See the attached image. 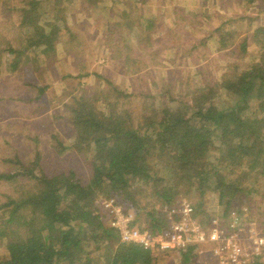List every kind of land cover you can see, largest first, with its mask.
<instances>
[{"label": "trees", "instance_id": "16d2710c", "mask_svg": "<svg viewBox=\"0 0 264 264\" xmlns=\"http://www.w3.org/2000/svg\"><path fill=\"white\" fill-rule=\"evenodd\" d=\"M81 1L86 11L91 9L93 0ZM26 2L37 9L39 17L22 9L20 43L6 41L10 44L0 49V61L8 55L9 73L33 75L41 71L43 62L44 68H51L61 58L60 36L54 22L40 20L43 11H49L40 9L43 1ZM60 7L50 9V14L62 17L66 7ZM122 22L115 20L116 28ZM221 29L220 39L227 40L232 31ZM152 30V21L147 19L139 38L151 39ZM114 35V40L121 36ZM252 37L260 47V57L243 70L230 63L215 83L196 85L187 94L188 104L166 90L160 108L143 104L138 117L126 106L130 94L110 95L117 87L108 79L110 90L75 95L66 104L75 128L72 146L79 152L93 150L90 174L83 179L74 168L47 172L39 158L34 161L37 170L21 164L14 171L0 172V180L10 183L15 192L6 194L7 200L0 204L7 235L2 239L0 264H203L196 261L201 253L196 246L161 249L127 243L121 247L133 256L127 259L115 249L119 234L111 227L110 212L102 201L115 197L126 212L134 214V224H145L149 235L167 233L168 211L179 209L183 197L191 199L193 193L200 197L213 193L221 207L210 210L204 198L192 203L195 217L205 227L212 218L228 219L233 210L240 212L244 207L253 218L252 209L259 204L251 200L264 201V25L255 24ZM247 45L244 37V53ZM45 88L40 86L39 94ZM216 89L225 93L221 104L214 98ZM17 104L15 113L23 102ZM52 137L58 152L65 151L56 133ZM210 152L217 154L212 161L207 158ZM6 161L17 163L18 157ZM260 216L254 218L264 225V213ZM7 229L11 231L6 233ZM251 264H264V255Z\"/></svg>", "mask_w": 264, "mask_h": 264}, {"label": "rangeland", "instance_id": "374dc122", "mask_svg": "<svg viewBox=\"0 0 264 264\" xmlns=\"http://www.w3.org/2000/svg\"><path fill=\"white\" fill-rule=\"evenodd\" d=\"M42 1L40 9L46 7L49 11H43L40 20L43 24L52 21L57 26L61 58L51 68H44L43 62L41 71L33 75L27 71L9 73L5 62H9L8 55L0 61V172L14 171L21 164L26 169L37 170L34 161L39 158L47 172L74 168L83 179L88 177L94 152H79L72 146L75 128L69 121L71 112L66 104L84 91L95 95L103 89L110 90L106 79L117 87L116 91H111L112 97H121V92L131 95L126 106L139 117L143 104H158L160 108L166 99L162 94L166 90L176 100L188 104L191 100L187 94L190 95L196 85L215 83L230 63L243 70L261 55L252 35L255 24L264 25V0H147L148 3L137 0L138 3L132 5L140 7L138 10L130 5V1L122 0L119 7L125 10L123 15L127 25L122 23L118 28L115 20L112 23L109 7L99 6L101 0H93L90 11L85 10L81 0ZM107 2L110 6L111 1ZM148 4L152 6L151 10ZM59 5L66 7L65 13L62 17L52 16L50 9ZM24 8L28 15L39 17L37 9L26 0H0V49L10 43L19 45ZM150 15L151 39L139 38L141 26ZM221 27L227 32L232 31L227 40L220 39L218 28ZM111 29L114 32H109ZM116 33L121 36L114 40ZM244 37H247V53L241 48ZM125 59L131 62L125 63ZM40 86L46 87L41 94ZM216 90L214 98L219 103L225 93ZM18 102H23V106L15 113ZM53 133L67 147L62 153L55 147ZM216 155L210 152L207 158L212 161ZM15 157H18L17 163L6 161ZM163 173L167 175L165 170ZM27 180L20 178L22 182ZM6 194L15 192L10 183L0 180V204L7 200ZM184 197L182 202L191 204L204 198L210 210H221L213 193L207 192L203 197L193 193L191 199ZM251 201L259 204L252 209L251 216L262 218L264 201L260 202L258 198ZM1 210L0 250L3 237H7L3 232L5 218ZM259 227L264 229L262 224ZM10 231L7 229L6 233ZM119 246V243L115 246L118 252L129 260L133 258ZM211 247L204 245L196 261L204 263L213 258Z\"/></svg>", "mask_w": 264, "mask_h": 264}, {"label": "built area", "instance_id": "2783aa9c", "mask_svg": "<svg viewBox=\"0 0 264 264\" xmlns=\"http://www.w3.org/2000/svg\"><path fill=\"white\" fill-rule=\"evenodd\" d=\"M102 202L110 212L111 227L119 234L120 247L136 243L144 248L161 249L196 246L203 251L204 245H211L213 258L203 264H251L257 256L264 255V229L255 218L247 216L246 207L240 212L233 210L228 219H212L210 226L205 228L195 217L191 203L185 201L180 203L179 209L173 207L168 211L170 228L167 233L149 235L145 224L132 226L134 214L126 212L115 197Z\"/></svg>", "mask_w": 264, "mask_h": 264}, {"label": "crops", "instance_id": "0c3cea01", "mask_svg": "<svg viewBox=\"0 0 264 264\" xmlns=\"http://www.w3.org/2000/svg\"><path fill=\"white\" fill-rule=\"evenodd\" d=\"M122 0H115L114 2H113V4L111 3L110 4V6L108 5V2L107 1H104L102 4H99V6H108L109 7V9L111 10L110 12L113 14L112 16H110V18H111V20H112V23H113V20H118L119 21V19H117L118 17H121L122 19H123V22L122 23H124L125 25H127L126 24V22H125V15H123L124 13H125V10L124 9H120V7H119V5H120V2H121ZM125 1H130L131 2V6L134 8V9H139L140 7H137L136 8V5H132V3L133 4H137L138 3V1L137 0H135L136 2H134L133 0H124V2ZM145 2H147L148 3V1L146 0ZM149 6H151V5H149L148 4V7ZM149 9L151 10L152 9V6L151 7H149ZM120 13V14H119ZM123 15V16H122ZM127 15H128V13H127ZM153 16V15H152ZM134 17L135 16H133V22H134ZM137 17H138V15L135 17V20L137 19ZM120 18V20L122 21V19ZM151 19H152V17H151V15H150V17L148 18V21H151ZM147 22V21H146ZM137 23L139 24V22L137 21ZM146 24V23H145ZM140 33H141V31H140ZM137 34V33H136ZM150 52H152V51H150ZM150 54H152V53H150ZM125 63H127L126 61H124ZM161 62H162V60H161ZM164 62H166V61H163V63Z\"/></svg>", "mask_w": 264, "mask_h": 264}, {"label": "bare ground", "instance_id": "6f19581e", "mask_svg": "<svg viewBox=\"0 0 264 264\" xmlns=\"http://www.w3.org/2000/svg\"><path fill=\"white\" fill-rule=\"evenodd\" d=\"M192 205V204H191ZM193 206V205H192ZM214 218H217V217H214ZM214 218H212V219H214ZM212 219H211V221H212ZM134 221V220H133ZM133 221H132V226H134V225H137V224H134L133 223ZM211 221L209 222V224H211ZM201 223V222H200ZM202 224V223H201ZM204 226V225H203ZM205 227V226H204ZM205 228H208V227H205Z\"/></svg>", "mask_w": 264, "mask_h": 264}]
</instances>
